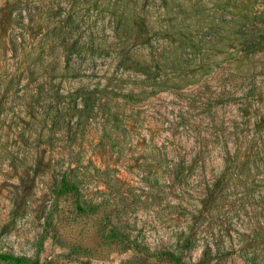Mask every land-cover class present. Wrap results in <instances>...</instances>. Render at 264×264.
<instances>
[{"label": "rangeland", "instance_id": "1", "mask_svg": "<svg viewBox=\"0 0 264 264\" xmlns=\"http://www.w3.org/2000/svg\"><path fill=\"white\" fill-rule=\"evenodd\" d=\"M259 11L264 0H0V253L264 264ZM129 90L145 93L118 96ZM61 177L77 195L55 198ZM109 229L128 240L109 243Z\"/></svg>", "mask_w": 264, "mask_h": 264}, {"label": "trees", "instance_id": "2", "mask_svg": "<svg viewBox=\"0 0 264 264\" xmlns=\"http://www.w3.org/2000/svg\"><path fill=\"white\" fill-rule=\"evenodd\" d=\"M263 11H259L260 17L262 18ZM141 25L144 26L145 28H147V21L145 18H142L141 20ZM256 28V32H264V28L263 27H256V25L253 26V29ZM147 30V29H146ZM255 35V34H254ZM136 38V37H135ZM141 38L140 43L141 44H148L149 43V35H142L140 37H138L137 35V39ZM256 44L257 46H259V44H261V42L256 39ZM70 46H73L72 43L69 44ZM254 49H258V47H255ZM70 50L68 49L67 54H69ZM165 52H169V50H165L162 53H159V58L161 63L164 62H168L169 59L167 57V53L165 54ZM27 56H30V51L27 50L25 53ZM49 55V54H48ZM135 60V59H134ZM139 63V61L135 60V65L137 66V64ZM139 64H143V63H139ZM138 64V65H139ZM240 65H238L239 67ZM46 68V74H51L50 71L48 70L49 67H45ZM159 84H161L162 86L166 85V81H161ZM145 93V91H141V93H136L132 90L129 91H123L121 92L118 96H121L123 99L128 100V101H133L135 102L137 100V98H139L140 94ZM118 115L116 113L113 112H109V114L106 117V121L108 123H110L112 125L113 128H117L118 127ZM264 118V117H263ZM264 126V121L261 122V127ZM224 175V172H223ZM223 180L221 179L219 182L217 181V183L215 184V187L213 188V190H209L208 196L209 198H213L214 194L221 189V185H222ZM53 193L55 198L61 197L63 195H67V194H72V195H77L78 194V188L76 186V184L71 181L69 178L66 177H61L58 182L54 185L53 187ZM103 238L108 240L109 243L112 242L113 239L119 240L120 242H124L128 240V236L121 234L119 231H117V229H109L107 232H105V234L103 235ZM155 255L158 258H164L166 259L170 264H186V262L184 261V259L182 258L181 254L178 253L177 251L173 250V249H164L162 251H157L155 252ZM0 258L4 261L7 262H11L12 264H37V260H26L24 257L21 256H14L11 254H7V253H0Z\"/></svg>", "mask_w": 264, "mask_h": 264}]
</instances>
